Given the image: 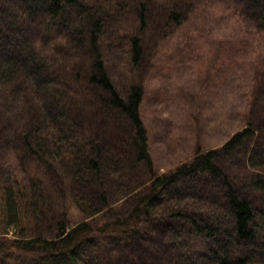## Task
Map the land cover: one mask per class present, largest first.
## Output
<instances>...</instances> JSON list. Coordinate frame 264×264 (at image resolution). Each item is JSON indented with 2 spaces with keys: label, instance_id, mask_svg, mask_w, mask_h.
Segmentation results:
<instances>
[{
  "label": "trees",
  "instance_id": "obj_1",
  "mask_svg": "<svg viewBox=\"0 0 264 264\" xmlns=\"http://www.w3.org/2000/svg\"><path fill=\"white\" fill-rule=\"evenodd\" d=\"M239 1L245 20L264 33V0ZM158 2L0 0V147L13 104L21 117L7 159L12 171L0 175V223L15 230L0 235V252L77 264H264L260 94L225 144L198 147L165 172L154 160L138 67L148 45L165 41L168 21L179 26L189 14L188 0L184 10L173 0L160 17ZM130 16L132 30H120ZM111 44L130 54L134 73L123 86L109 70ZM256 76L262 89L264 70ZM231 152L241 157L240 172L224 167ZM68 202L80 221L72 223ZM101 235L121 241L96 246Z\"/></svg>",
  "mask_w": 264,
  "mask_h": 264
},
{
  "label": "rangeland",
  "instance_id": "obj_2",
  "mask_svg": "<svg viewBox=\"0 0 264 264\" xmlns=\"http://www.w3.org/2000/svg\"><path fill=\"white\" fill-rule=\"evenodd\" d=\"M157 1V6L162 4L158 15L164 18L163 12L173 5V0ZM179 1L182 5L176 8L184 10L185 0ZM188 1L189 14L185 20L179 26L168 21L172 30L167 34L162 30L165 41L159 48L148 45L150 54L138 67L139 80L145 88L142 116L149 130L151 152L161 172L193 157L198 147L208 150L225 144L246 125L255 95L260 94L257 114H264V84L261 89L256 76L257 70H264V33L245 20L239 0ZM154 15L149 14V20ZM130 19L122 23L120 30H132L137 19L134 16ZM166 20L160 26H165ZM28 30L32 34L35 28L30 25ZM106 55L110 73L117 85L123 86L134 73L128 48L124 45L119 51L111 44ZM9 111L13 118L6 131L7 142L0 147V175L12 171L7 159L21 122L18 104H13ZM254 127L259 130L258 125ZM240 159L239 154L229 153L225 169L240 172L237 165ZM56 201L57 205L62 204L61 199ZM68 206L72 223L80 221L81 214L71 202ZM5 230L6 236H14L12 225L0 223V235H5ZM93 240L96 246L108 247L119 243L121 237L101 235ZM92 258L87 254L83 260L91 263ZM41 261L77 264L66 256L0 252V264Z\"/></svg>",
  "mask_w": 264,
  "mask_h": 264
}]
</instances>
